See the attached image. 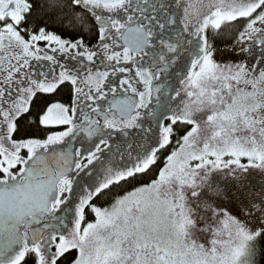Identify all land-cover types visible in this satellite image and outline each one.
Listing matches in <instances>:
<instances>
[{
    "label": "snow or ice",
    "instance_id": "snow-or-ice-1",
    "mask_svg": "<svg viewBox=\"0 0 264 264\" xmlns=\"http://www.w3.org/2000/svg\"><path fill=\"white\" fill-rule=\"evenodd\" d=\"M261 245L264 0H0V264Z\"/></svg>",
    "mask_w": 264,
    "mask_h": 264
},
{
    "label": "trees",
    "instance_id": "trees-1",
    "mask_svg": "<svg viewBox=\"0 0 264 264\" xmlns=\"http://www.w3.org/2000/svg\"><path fill=\"white\" fill-rule=\"evenodd\" d=\"M226 42H230V41H226ZM261 247H264V245H261ZM257 260H258V264H264V255L258 256Z\"/></svg>",
    "mask_w": 264,
    "mask_h": 264
}]
</instances>
